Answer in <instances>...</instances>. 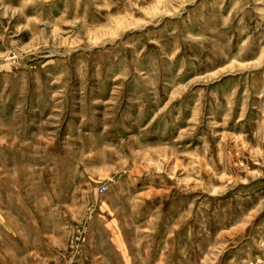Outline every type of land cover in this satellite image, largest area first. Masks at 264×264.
<instances>
[{"label": "rangeland", "instance_id": "obj_1", "mask_svg": "<svg viewBox=\"0 0 264 264\" xmlns=\"http://www.w3.org/2000/svg\"><path fill=\"white\" fill-rule=\"evenodd\" d=\"M0 264H264V0H0Z\"/></svg>", "mask_w": 264, "mask_h": 264}, {"label": "built area", "instance_id": "obj_2", "mask_svg": "<svg viewBox=\"0 0 264 264\" xmlns=\"http://www.w3.org/2000/svg\"><path fill=\"white\" fill-rule=\"evenodd\" d=\"M105 191V187L100 188V192L103 193Z\"/></svg>", "mask_w": 264, "mask_h": 264}]
</instances>
